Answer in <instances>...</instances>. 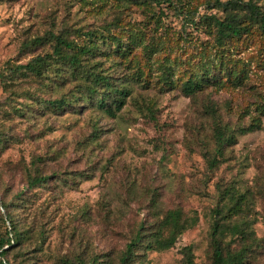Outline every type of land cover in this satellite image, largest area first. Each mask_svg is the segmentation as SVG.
<instances>
[{
	"label": "rangeland",
	"instance_id": "374dc122",
	"mask_svg": "<svg viewBox=\"0 0 264 264\" xmlns=\"http://www.w3.org/2000/svg\"><path fill=\"white\" fill-rule=\"evenodd\" d=\"M217 1L0 0V236L6 214L22 232L10 264H120L136 233L170 210L189 228L169 250L139 249L133 264H182L185 247L211 264L214 210L229 188L247 197L258 240L246 264H264V32L218 47ZM250 1L264 12V0ZM87 33L94 48L82 65L129 90L114 116L97 105L115 111L107 86L84 90L54 58L40 76L25 68L52 54V34L82 44ZM201 73L208 85L185 96ZM62 97L73 103L48 104ZM216 127L234 136L221 153Z\"/></svg>",
	"mask_w": 264,
	"mask_h": 264
},
{
	"label": "trees",
	"instance_id": "16d2710c",
	"mask_svg": "<svg viewBox=\"0 0 264 264\" xmlns=\"http://www.w3.org/2000/svg\"><path fill=\"white\" fill-rule=\"evenodd\" d=\"M216 6L223 13L221 20L215 19L213 21V26L216 30L215 42L218 47L223 46L233 38H239L242 35L252 33L253 28L264 32V12L250 0L247 2L241 0L217 1ZM84 36L86 37V42L79 44L69 40L65 36L52 34L51 37L54 41L52 54L33 58L25 68L35 76H40L48 71L54 58L56 61H60L72 68V74L79 77L80 86L84 90L94 92V86H107L117 95V98H113L115 111L103 99H100L97 105L109 116H114L115 112L123 107L125 98L129 95V90L126 88L120 90L112 88L106 76L90 70V66L82 65L84 61L83 57L90 55L94 48L91 34L87 33ZM116 51L124 53L125 50L117 46ZM209 81V75L204 73L190 77L183 83L181 88L182 93L190 97L200 92L203 87H206ZM70 103H73V101L64 97L48 102L55 109H64ZM213 137L219 153L223 151L225 145L234 143L233 134L220 127L215 128ZM220 159L221 156L218 154L210 157L208 159L209 167L216 168L220 163ZM46 179V176L28 179V185L33 187ZM225 191L220 198V203L214 210L211 233V264H246L249 256L248 253L258 244L254 232L250 230V221L243 217L248 207V200L245 194L238 193L232 188ZM5 218L6 222L9 223V228L0 236V264H10L5 258L7 251L13 245H20L19 242L22 240V232L12 223L9 214H6ZM190 225L189 222L183 219L179 210L167 211L156 224L154 231L149 233L138 231L136 233L126 245L125 251L119 259L120 264H133L137 257V251L141 248L157 252L173 248L177 238ZM142 229L143 226L140 227V230ZM225 237L238 239L239 248L231 250L228 243L224 244ZM68 264H100V262H76ZM182 264H196L190 247L183 249Z\"/></svg>",
	"mask_w": 264,
	"mask_h": 264
}]
</instances>
